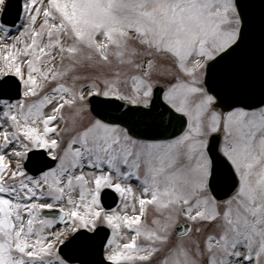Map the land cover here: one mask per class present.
<instances>
[{"label": "snow or ice", "instance_id": "snow-or-ice-1", "mask_svg": "<svg viewBox=\"0 0 264 264\" xmlns=\"http://www.w3.org/2000/svg\"><path fill=\"white\" fill-rule=\"evenodd\" d=\"M255 7L0 0V264H264Z\"/></svg>", "mask_w": 264, "mask_h": 264}, {"label": "water", "instance_id": "water-1", "mask_svg": "<svg viewBox=\"0 0 264 264\" xmlns=\"http://www.w3.org/2000/svg\"><path fill=\"white\" fill-rule=\"evenodd\" d=\"M12 3L13 9L7 19H12L14 16L16 0H12ZM245 3H252L256 6L255 8L251 9L253 16H255L259 12L260 7L264 5V0H245ZM260 51V40L257 37L255 30H253L249 40L240 49H238L232 57H230L223 65L220 66L216 77L217 82L223 83V81L232 74L243 75L249 72L253 60H256L257 66H259ZM161 102L162 101L159 99L156 100L157 105H159ZM169 130L171 131V129ZM104 204L106 207L114 206L110 198H106L104 200ZM63 251L65 254H67L68 250L64 249ZM75 255L79 257V260H73L74 262L84 261L87 264V262L92 259V257L86 253L77 252Z\"/></svg>", "mask_w": 264, "mask_h": 264}, {"label": "rangeland", "instance_id": "rangeland-1", "mask_svg": "<svg viewBox=\"0 0 264 264\" xmlns=\"http://www.w3.org/2000/svg\"><path fill=\"white\" fill-rule=\"evenodd\" d=\"M72 264H78V263H72Z\"/></svg>", "mask_w": 264, "mask_h": 264}]
</instances>
